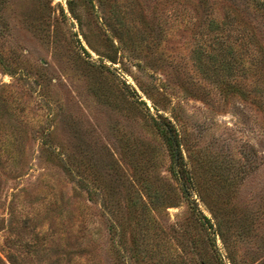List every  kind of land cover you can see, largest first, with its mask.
Masks as SVG:
<instances>
[{"label":"rangeland","instance_id":"1","mask_svg":"<svg viewBox=\"0 0 264 264\" xmlns=\"http://www.w3.org/2000/svg\"><path fill=\"white\" fill-rule=\"evenodd\" d=\"M7 255L264 264V0H0Z\"/></svg>","mask_w":264,"mask_h":264},{"label":"trees","instance_id":"2","mask_svg":"<svg viewBox=\"0 0 264 264\" xmlns=\"http://www.w3.org/2000/svg\"><path fill=\"white\" fill-rule=\"evenodd\" d=\"M153 121H154V124L156 125V128H157L160 136L163 138V140L165 141V143L169 147L172 157L175 158L176 153L178 152V149H177L178 140H177V135H176L175 130H174V126L169 121V119H166V123H162V122L160 123V122L156 121L155 119H153ZM173 173L175 175L178 174L177 168L175 165H173ZM190 209H191L192 213L197 216V213L199 212V211H197V207H195L194 205H191ZM202 218L205 220L206 223H208L211 226L207 217L202 215ZM6 258H7L8 262L4 261L0 257V264H15L14 261L11 259L10 255H7Z\"/></svg>","mask_w":264,"mask_h":264}]
</instances>
